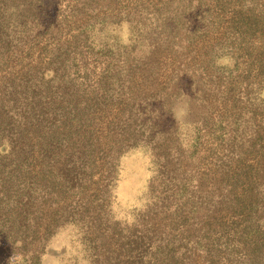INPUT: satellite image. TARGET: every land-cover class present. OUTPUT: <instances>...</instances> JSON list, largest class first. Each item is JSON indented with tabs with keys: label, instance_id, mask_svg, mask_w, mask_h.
<instances>
[{
	"label": "trees",
	"instance_id": "1",
	"mask_svg": "<svg viewBox=\"0 0 264 264\" xmlns=\"http://www.w3.org/2000/svg\"><path fill=\"white\" fill-rule=\"evenodd\" d=\"M205 1L169 0L162 14L157 15L160 28H155L171 52L181 42L195 38L201 27L188 30L194 23L191 13L205 7ZM227 1L238 4L232 14L235 23L231 22L235 36L246 41L258 32L264 33V0ZM44 3V0H0V48L9 44L8 34L30 30L31 18ZM209 63L215 65L213 59ZM129 66L133 65L125 66L121 76L132 75ZM263 68L264 65L259 66L261 74ZM111 71L112 67L106 70L108 77ZM188 74V69L183 68L169 77L168 106L175 96V87ZM192 76L195 90L198 80ZM153 78L157 79L154 72ZM128 90L131 93V88ZM137 91L139 95L133 101L128 98L121 113L108 124V134L122 124L125 127L120 133L122 137H109L108 147L103 149L99 147L102 142L91 133L59 130V126L74 128L73 119L83 122L81 109L76 110L78 116L67 119L69 124L64 119L74 112H69L66 106L71 104L76 108L77 102H68L66 106L52 102L41 109L53 120L48 121L46 131L34 138L20 129L27 128L31 122L21 125L22 118H15V113L11 115V111L18 114L16 94L0 96V236L8 240L11 254L22 255L24 264H42L45 239L58 227L76 223L87 231L91 229L81 231L87 242L97 241L98 247L90 253L89 264H264V167L256 154L261 156V149L258 152L253 149L259 143L253 141L248 145L255 163L244 161V152L236 144L241 140L239 123L229 119V115L222 116L216 122L222 132L215 150H223L225 165L217 163L218 178L212 184L207 183L197 168L196 154L208 120L203 118V124L188 121L187 126H182L170 117L154 137L145 136L140 130L129 132L128 124L133 125L137 120L134 113L153 97H147L143 88ZM59 111L67 114L54 125ZM167 111L169 115L168 107ZM78 128H82V123ZM141 142L152 148L155 157L150 193H155L156 188L158 194L164 195L166 191L158 200L160 208L176 204L164 229L141 217L142 213L136 214V222L129 226L114 221L110 211V192L117 178L119 157L126 151L122 148ZM191 158L194 160L183 168L182 161ZM95 172H98L96 181ZM94 183L97 186L90 190ZM224 212L232 213L231 220L222 219ZM104 223L109 225V232L98 230ZM104 232L106 237H102ZM91 233L96 237L92 238ZM17 241L22 242L21 247L16 246Z\"/></svg>",
	"mask_w": 264,
	"mask_h": 264
},
{
	"label": "rangeland",
	"instance_id": "2",
	"mask_svg": "<svg viewBox=\"0 0 264 264\" xmlns=\"http://www.w3.org/2000/svg\"><path fill=\"white\" fill-rule=\"evenodd\" d=\"M168 1L54 0L52 3L44 0L46 3L28 24L30 30L8 34L9 44L0 48V96L8 97L14 93L19 98L18 114L11 111V115L15 113V118L21 117V125L29 122L32 125H28V129L21 127L22 132L35 138L49 128L48 121L53 119L48 112L41 110L46 105L61 102L66 106L68 102H77L79 106L76 108L71 104L66 106L69 112L74 111L68 117L64 118L66 112H57L54 125L61 119L67 121L70 116H78L76 110L81 109L83 122L73 119L74 128L59 126V130H69L72 134L77 130L91 133L102 142L101 149L107 148L109 137L117 139L125 131V127L119 124L108 134V124L121 113L125 101L128 98L133 101L139 95L137 90L143 88L147 97H153L134 113L137 120L133 125L128 124L127 130L144 131L145 136L154 137L172 117L171 109L183 92L190 97L188 121L203 124V118L208 120L200 134L202 143L196 154L197 168L205 182L212 184L218 178L217 163L225 165L223 150H215L217 137L222 132L216 122L222 116L229 115V119L239 123L241 140L236 144L244 152V161L255 163L249 151L251 148L248 149V145L255 141L259 145L253 149L257 152L261 149V156L255 153L264 167V73L259 70V66L264 65V33L258 32L246 41L235 36L231 22L235 23L232 14L238 4L227 0H206L205 7L191 13L194 23L188 30L191 32L201 27L195 32V38L181 42L171 52L162 42L159 29L155 28L159 23L157 15L162 14ZM36 15L38 17L33 20ZM126 24L130 29L123 27ZM210 59L215 65L209 63ZM217 60L223 63L218 64ZM129 64L133 65L129 66L132 75L121 76ZM109 67H112L111 77L106 73ZM183 68L190 74L175 87V96L168 106L167 81L176 70ZM153 72L157 75L156 80H151ZM192 75L198 80L195 90ZM164 101H167L166 106ZM80 123L82 128H78ZM253 133L258 136L254 138ZM137 145L122 148L126 151L119 157L117 178L110 192L111 208L147 199L149 202L144 210L134 214L142 213L141 217L150 219L155 227L167 228L168 216L176 204L167 209L161 204L159 207L158 200L166 191L164 195L158 194L155 181L156 192L150 193L152 178L144 181L146 166L136 151ZM193 160H183L181 166L184 168ZM97 178L98 172H95L94 181ZM145 183L146 192L142 189ZM96 186L94 183L90 190ZM152 203L153 207H150ZM44 206L47 207L45 203ZM221 217L229 221L232 213L224 212ZM82 227L66 223L45 239L41 254L43 264H89L90 253L98 245L97 241L90 243L81 236ZM104 229L109 232V225L104 223L98 230ZM102 234V237L107 236L105 232ZM91 236L96 237L92 233ZM12 256L11 245L0 236V264H10Z\"/></svg>",
	"mask_w": 264,
	"mask_h": 264
},
{
	"label": "clouds",
	"instance_id": "3",
	"mask_svg": "<svg viewBox=\"0 0 264 264\" xmlns=\"http://www.w3.org/2000/svg\"><path fill=\"white\" fill-rule=\"evenodd\" d=\"M125 29H130L129 25L123 26ZM218 64L223 63L222 60H217ZM190 97L181 92V95L176 99L172 109L171 115L176 123L187 126L188 125V117L190 115L191 105L189 103ZM10 150V149H9ZM136 151L139 155L143 157L146 170L144 174V181L147 182L155 175V165H154V154L152 152V148L148 145L139 144L136 146ZM142 189L144 192L147 191L146 183L142 185ZM149 201L147 199L125 203L123 206H113L110 211L112 212V218L114 221H118L124 224L131 226L136 222V216L134 213L137 211L144 210L145 206ZM17 247L22 246L21 241H17ZM44 258L42 257V264ZM10 264H24V257L20 254H16L10 257Z\"/></svg>",
	"mask_w": 264,
	"mask_h": 264
}]
</instances>
